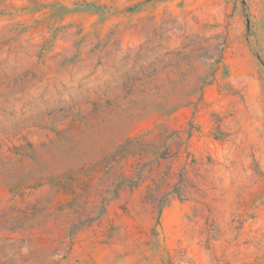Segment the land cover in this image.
<instances>
[{
    "label": "rangeland",
    "instance_id": "rangeland-1",
    "mask_svg": "<svg viewBox=\"0 0 264 264\" xmlns=\"http://www.w3.org/2000/svg\"><path fill=\"white\" fill-rule=\"evenodd\" d=\"M0 264H264V0H0Z\"/></svg>",
    "mask_w": 264,
    "mask_h": 264
}]
</instances>
